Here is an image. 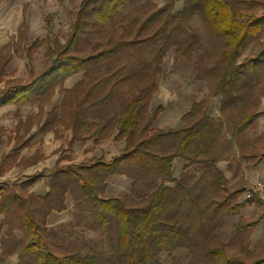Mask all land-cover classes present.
<instances>
[{
  "label": "trees",
  "instance_id": "16d2710c",
  "mask_svg": "<svg viewBox=\"0 0 264 264\" xmlns=\"http://www.w3.org/2000/svg\"><path fill=\"white\" fill-rule=\"evenodd\" d=\"M134 1L82 0L66 41L53 38L52 57L45 68L28 82L11 81L0 89L5 94L0 106L44 102L43 97L55 85L84 72L91 80L82 90L85 92L79 95L75 87L68 89L71 143L87 138L98 143L109 135L123 142L120 152L109 158L100 155L81 163L56 164L50 188L43 194L23 193L16 183L0 185V262L16 254L18 264H163L161 252L187 246L193 258L186 264H264V252L247 259L228 254L221 246L211 248L208 240L224 217L239 213L244 206L238 197L245 190L229 188V179L218 161L234 159L238 152L253 161L264 152L257 148L259 152L249 153L251 143L243 132L253 125L255 117L264 114L256 109L260 105L258 94L264 96V46L237 60L246 42L264 31V10L247 13L230 0H183L179 11L182 19L198 6L210 31L226 38V48L219 57L222 70L214 72L219 80L208 85L212 96L222 95L220 114H210L206 102L195 98L182 115L187 122L164 130L153 126V119L164 106L151 107L163 50H157L150 61L132 58L130 52L123 58V53L137 40L162 35L172 11L165 13L163 23L147 38L139 33L148 31L154 18L178 0H166L147 17L123 23L119 40L104 41L105 27L112 26L116 15ZM90 15L96 24L91 32L87 28ZM175 31L173 28L166 38L172 39ZM92 68L99 71L90 74ZM248 103L255 108L241 113L240 108L246 109ZM260 137L259 145L264 146V133ZM176 158L186 163L179 177L173 173ZM191 166L197 175L189 170ZM6 168L4 157L0 175ZM110 175H126L131 180L130 191L106 195ZM36 179L38 176L30 177L23 183ZM68 193L73 196V218L50 229L48 217L53 210L67 208ZM251 199L264 205L259 197ZM263 217L264 211L253 220L237 222L235 234L248 233ZM85 229L97 237H87Z\"/></svg>",
  "mask_w": 264,
  "mask_h": 264
},
{
  "label": "rangeland",
  "instance_id": "374dc122",
  "mask_svg": "<svg viewBox=\"0 0 264 264\" xmlns=\"http://www.w3.org/2000/svg\"><path fill=\"white\" fill-rule=\"evenodd\" d=\"M81 1H0L1 90L11 81L14 83L28 82L45 68L52 57L53 38H58L60 42L66 41ZM165 2L166 0H135L130 7L123 9L116 15L112 26L105 27L104 33H102L105 36L104 41L119 40V30L123 23L127 25L135 17L145 18L150 12L156 11L164 5ZM230 2L237 9H242L247 13H260L264 10V0H230ZM183 5V0H178L175 6H168L149 24L148 31L142 29L139 33L141 37L147 38L154 29L163 23L165 13L172 11L171 21L166 25L162 35H157L146 41L137 40L135 44L127 45L123 53V58H127V52H130L132 58L143 57L146 61H150L157 50H163L162 70L155 76L158 87L151 98V107L156 109L159 105L164 106L163 110L153 119V126L164 130L170 127L179 128L187 122L182 115L191 108V103L195 98L206 102L210 114L214 116L220 114L222 95L212 96L208 85L219 80L214 72L219 71L220 73L222 70L223 61H220L219 57L222 49L226 48V38L210 31L198 6L193 9L186 19H182L179 11L183 8ZM88 20L90 22L87 27L88 30L90 32L94 31L96 24L91 21V15L88 16ZM173 28H176L174 37L168 40L166 35ZM263 44L264 31L246 42V46L237 57L238 62L257 52L264 46ZM108 62L116 63L120 61L108 60ZM105 68L103 67L101 71H104ZM96 71L98 72L99 69L92 68L90 74ZM261 74L262 81L264 72H261ZM88 78L84 72H78L74 74L70 81L67 78L64 79L62 83L55 85L52 90L45 94L44 99H42L44 102L36 100L35 102L8 103L5 106H0V161L5 157L7 165L5 173L0 175V185H3V183H16L18 189L23 193H35L33 187L37 188L36 192H42L46 187L50 188V181L56 173L54 168L56 164L63 165V161L65 163L73 162L71 155L66 153L67 150H72L76 144H85L88 139H93L87 138L71 143L73 130L67 123L69 121V118H67L68 106L72 103L70 95H68V89L75 87L76 92L80 95V93L85 92H82V90L89 86L91 80H88ZM4 96L5 94L0 91V99L5 98ZM258 96L260 105L256 109L264 111V96L262 94H258ZM248 104L249 106H246V109L244 106L240 108L241 113L246 114L255 108L253 104ZM263 131L264 114H260L255 118L253 125L248 126L243 131L245 139L251 143L250 148L247 150L249 153L259 152V150H256L257 148L264 149L263 145H259ZM113 138L112 135L102 138L101 140H104L103 146L99 152L96 149L95 153L98 155L102 152L110 155L106 150L118 153L119 145L115 144L117 141H114ZM232 144L235 147V141ZM107 146L108 149H106ZM121 146L123 147V145ZM77 147H79V153L74 160L76 162H81L83 155L85 160L82 161H89L97 156L94 153L95 156L90 158L92 152L85 149L82 153L80 151L81 146ZM262 158H264V152L253 161L242 158L239 156V152L236 158H228L232 162H237L238 165L237 173L234 174L232 179H229V188L241 189L242 187L245 190L247 187L256 188L257 184L260 183L261 188L256 189L253 197H259L264 202V159L260 162ZM68 160L71 161L68 162ZM257 162H260L258 177L254 181L248 180L244 175L250 172L251 166ZM182 163L181 161L175 163L176 167L173 172L175 176L179 177L182 171L185 170L186 163L185 161ZM243 168L244 170L240 173ZM189 170L194 171L196 175L198 173L194 166H191ZM41 173L43 174L40 175ZM34 176H38V179L31 183H23V181ZM117 176L116 180H110V184L108 182L105 189L106 195L114 191L124 192L127 176ZM109 178H107V181ZM171 184L174 183L171 182ZM238 200H244L242 209L239 213L228 214L224 217L222 224L213 229L208 240L212 242L211 248L221 246L228 254L244 255L247 259H250L258 252H264V217L260 218L252 229L243 236L235 234V225L242 219L253 220V217L262 214L264 205L261 206L257 199L249 200L244 191L241 192ZM2 218L3 215H0V224ZM4 231L5 229L2 231V235L5 234ZM84 231L87 235H89V232L95 233L88 229ZM96 237L97 234L91 238ZM16 256H11V258L9 257L0 264H18V256ZM192 258L193 252L187 246L177 247L171 253L163 251L160 254L163 264H186Z\"/></svg>",
  "mask_w": 264,
  "mask_h": 264
},
{
  "label": "crops",
  "instance_id": "0c3cea01",
  "mask_svg": "<svg viewBox=\"0 0 264 264\" xmlns=\"http://www.w3.org/2000/svg\"><path fill=\"white\" fill-rule=\"evenodd\" d=\"M73 76H74V74L71 75V76H69V77H67V80L70 81V79L73 78ZM263 133H264V131H263ZM103 141L104 140H100V142L95 143L94 142V138L93 139H88L85 144H82V143L76 144L72 150H67L68 152H66V153H69L71 155L74 163H81V162L74 161L76 159V157H78V153H79V147H77V146H81V150L80 151L82 153H84L83 151L85 149H88L89 152H92V156H90V158H92L93 156H95V154L97 155V153H95V150L98 149L97 151L99 152L100 151V148H102ZM121 143L122 142H116L115 143V144H118L119 145L118 146L119 147L118 148V153L120 152V150L122 148L121 145H123V143L122 144ZM235 147H236V145H235ZM106 149H108V146L106 147ZM106 152L107 153H110V155H107V154H104V153L100 152V153H98L97 156L105 155V157L109 158L113 154H115L111 150L109 152H108V150H106ZM82 157H83L82 160H85L84 159V155ZM263 159L264 158H262L260 160V162ZM69 161H71V160H68V162ZM177 161H181V164H183L182 162H184L183 159L176 158L174 164L177 163ZM63 162H64V163H62L63 165H65L67 163V162L65 163V161H63ZM218 162H219V164L221 166L220 168L222 169L224 176L227 177L228 179H232L234 177V174L237 173V168H238L237 162H232L230 159H226V160L221 159ZM260 162H257V163H255V165H252L251 168L249 169L250 172H247L246 175H244L248 180H253L254 181L258 177V172L260 170ZM263 165H264V163H263ZM263 165H261V166H263ZM175 167H176V164H175ZM182 167H183V165H182ZM243 170H244V168L240 170V173ZM41 174H43V173H41ZM119 176L125 177L126 175H119ZM116 177H118V176L117 175L110 176V178L108 179V182L110 180H114V179L116 180ZM175 177H178V176H175ZM125 180H126V188H125L124 192H115L114 191V192H111L108 195H115L117 193L125 194V193L129 192L130 191V183H131V181L127 177H126ZM109 184H110V182H109ZM33 190L35 191V194L38 195V194H43V193L47 192L49 190V187H46L44 189V191H42V192H40V191L36 192L37 191V188L36 187H33ZM66 204H67V208L65 210H63V211L53 210V212L49 215L48 222H47V226H49L50 229L57 228V227H59L60 225H62L64 223H68V221H70L73 218V204H74V201H73V197L69 193L67 194ZM85 233H86V231H85ZM94 234H92V233L89 232V235H87V233H86V236L89 237V238H91V237H94L96 235V234L95 235ZM11 256H16V255L13 254Z\"/></svg>",
  "mask_w": 264,
  "mask_h": 264
},
{
  "label": "built area",
  "instance_id": "2783aa9c",
  "mask_svg": "<svg viewBox=\"0 0 264 264\" xmlns=\"http://www.w3.org/2000/svg\"><path fill=\"white\" fill-rule=\"evenodd\" d=\"M258 188H261V184L260 183L257 184V187L256 188H254V187H247L245 189V191H244L246 197L249 198V197L254 196V194H255L254 192H256V189H258Z\"/></svg>",
  "mask_w": 264,
  "mask_h": 264
}]
</instances>
